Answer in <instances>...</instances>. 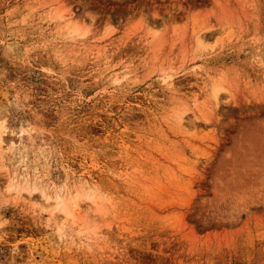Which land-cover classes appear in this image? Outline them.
<instances>
[{
  "label": "rangeland",
  "instance_id": "1",
  "mask_svg": "<svg viewBox=\"0 0 264 264\" xmlns=\"http://www.w3.org/2000/svg\"><path fill=\"white\" fill-rule=\"evenodd\" d=\"M0 264H264V0H0Z\"/></svg>",
  "mask_w": 264,
  "mask_h": 264
},
{
  "label": "bare ground",
  "instance_id": "2",
  "mask_svg": "<svg viewBox=\"0 0 264 264\" xmlns=\"http://www.w3.org/2000/svg\"><path fill=\"white\" fill-rule=\"evenodd\" d=\"M61 19H64L65 17L64 16H61L60 17ZM68 20L70 19V17L68 16V17H66ZM68 24V23H67ZM66 24V25H67ZM74 33V32H73ZM77 34V33H76ZM77 35H80V34H77ZM217 93H218V91H217ZM216 93V94H217ZM60 201V200H59ZM64 202V201H63ZM56 203H58L57 201H56ZM58 207H60V209H61V211H63L64 212V210L63 209H65L64 207H61V205L63 206V203H59V204H56ZM76 206V205H75ZM78 212V211H77Z\"/></svg>",
  "mask_w": 264,
  "mask_h": 264
}]
</instances>
